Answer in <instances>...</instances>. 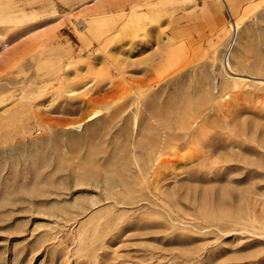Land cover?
Returning <instances> with one entry per match:
<instances>
[{
    "label": "rangeland",
    "instance_id": "obj_1",
    "mask_svg": "<svg viewBox=\"0 0 264 264\" xmlns=\"http://www.w3.org/2000/svg\"><path fill=\"white\" fill-rule=\"evenodd\" d=\"M217 3L0 0V264H264V0Z\"/></svg>",
    "mask_w": 264,
    "mask_h": 264
},
{
    "label": "bare ground",
    "instance_id": "obj_2",
    "mask_svg": "<svg viewBox=\"0 0 264 264\" xmlns=\"http://www.w3.org/2000/svg\"><path fill=\"white\" fill-rule=\"evenodd\" d=\"M158 49V48H157ZM158 51V50H157ZM156 53V52H155ZM161 53V51H160ZM160 55L159 53H156V55ZM160 57V56H159ZM59 64V63H58ZM230 64V63H229ZM67 66V65H66ZM64 67V66H63ZM220 68L225 69L222 60H220ZM107 69V68H106ZM118 71V70H117ZM116 71V72H117ZM144 76V75H143ZM145 77V76H144ZM110 81V80H108ZM78 82V81H77ZM145 82V81H144ZM81 83V82H80ZM112 83V82H111ZM95 84V83H94ZM97 87V86H96ZM109 88V87H108ZM110 90V89H109ZM90 91V90H89ZM70 92V91H69ZM73 92V91H71ZM88 93V91L86 92ZM107 93V92H106ZM52 94V93H51ZM87 95V94H86ZM98 98H101V95L97 96ZM96 97V98H97ZM97 98V99H98ZM149 98V95L146 94H136L134 96V103H135V115L140 111L139 107L146 104V100ZM149 101V99H148ZM151 102V101H150ZM220 102V101H219ZM218 102V103H219ZM53 103V102H52ZM223 104V103H222ZM221 104V105H222ZM127 106V105H126ZM174 106V105H173ZM128 107V106H127ZM130 107V106H129ZM177 107V106H176ZM190 107V106H189ZM188 107V108H189ZM123 108V107H122ZM121 108V109H122ZM78 109V108H77ZM192 109V108H191ZM176 110V109H175ZM78 111V110H77ZM146 111V110H145ZM202 111V110H201ZM162 112L160 108L156 107L154 109H151L148 111V118L151 120L153 118V121H148L145 125L147 129L150 131L148 133L143 134L142 140L139 142V145H141V149L143 150H149V151H143L141 157L137 160L139 163V170L145 171L147 168H149V162L155 163V167L158 166L160 163H165L169 159L166 157V154L171 153L172 155L177 154V148L180 145L178 143V140L180 139L181 135H188L193 131V122L194 119L191 116H185L184 120L177 118L173 120L171 118V115L168 116L167 119L162 120ZM99 113L98 110L91 111L87 116L86 120L92 119ZM121 113V112H120ZM174 113V112H173ZM202 113V112H201ZM115 114V113H114ZM164 114V112H163ZM186 114V113H185ZM116 115V114H115ZM121 115V114H120ZM165 115V114H164ZM118 116V115H117ZM156 116H159V119H156ZM83 118V117H82ZM137 118V117H136ZM136 118L134 121H136ZM179 119V120H178ZM73 120V119H72ZM82 121V119L80 120ZM78 122L76 124V127L81 126V122ZM73 122V121H72ZM86 122V121H85ZM206 126V125H205ZM200 131H202L203 127ZM198 128V130H199ZM205 128V127H204ZM209 128V127H208ZM211 128H209L210 131ZM153 130V131H152ZM182 130L184 134L179 133V131ZM203 132V131H202ZM203 134V133H202ZM121 135V134H120ZM195 136V135H194ZM193 136V137H194ZM192 141V140H191ZM194 141V140H193ZM197 143V142H196ZM211 143H213L211 141ZM183 145V144H182ZM194 146V143L192 144ZM197 146V145H195ZM170 148H173L172 150H169ZM209 148V147H208ZM187 150V149H186ZM145 153V154H144ZM177 156V155H176ZM208 156V155H207ZM196 157H200L199 154L196 155ZM177 158V157H176ZM136 162V161H135Z\"/></svg>",
    "mask_w": 264,
    "mask_h": 264
},
{
    "label": "crops",
    "instance_id": "obj_3",
    "mask_svg": "<svg viewBox=\"0 0 264 264\" xmlns=\"http://www.w3.org/2000/svg\"><path fill=\"white\" fill-rule=\"evenodd\" d=\"M223 1V0H222ZM242 0H236V7L234 8L235 10L238 8V5L241 3ZM198 3H203L204 5L208 6V4L213 3V4H218L217 0H196Z\"/></svg>",
    "mask_w": 264,
    "mask_h": 264
}]
</instances>
